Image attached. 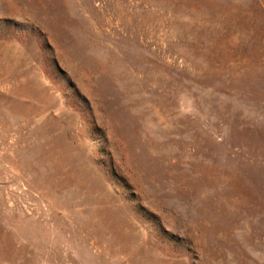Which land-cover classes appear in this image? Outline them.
Masks as SVG:
<instances>
[{
	"label": "rangeland",
	"instance_id": "1",
	"mask_svg": "<svg viewBox=\"0 0 264 264\" xmlns=\"http://www.w3.org/2000/svg\"><path fill=\"white\" fill-rule=\"evenodd\" d=\"M0 264H264V0H0Z\"/></svg>",
	"mask_w": 264,
	"mask_h": 264
}]
</instances>
